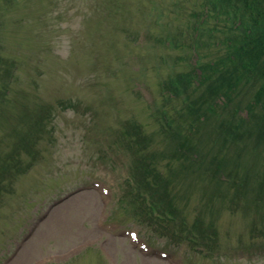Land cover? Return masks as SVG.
Listing matches in <instances>:
<instances>
[{"label":"rangeland","instance_id":"obj_1","mask_svg":"<svg viewBox=\"0 0 264 264\" xmlns=\"http://www.w3.org/2000/svg\"><path fill=\"white\" fill-rule=\"evenodd\" d=\"M177 2L0 0V264H264V235H252L264 204L246 194L209 201L206 177L190 189L186 215L203 212L214 225L213 256L169 243L122 202L120 135L139 123L159 145L160 85L173 68L191 67L183 40L162 44L188 21L163 19L166 7L190 5ZM43 103L53 107L46 126ZM20 105L28 121H18ZM242 159L264 174V157L249 150Z\"/></svg>","mask_w":264,"mask_h":264},{"label":"trees","instance_id":"obj_2","mask_svg":"<svg viewBox=\"0 0 264 264\" xmlns=\"http://www.w3.org/2000/svg\"><path fill=\"white\" fill-rule=\"evenodd\" d=\"M180 2L190 5L180 13L169 6L160 15L168 23L174 20L175 24L180 15H187L188 21L177 33L165 35L162 44L170 48L183 40L180 44L188 49L191 67L173 68L160 85L165 104L161 111H153L158 113L159 145L152 144L155 137L139 123L120 135L129 153L122 202L125 209L141 210V218L168 239L213 254L220 245L214 225L204 224L203 212L191 220L186 215L190 189L203 183L201 178L209 180L208 187L216 185L217 194L212 186L203 193L202 198L211 194L209 201L225 202L246 194L245 201L264 204V174L242 159L249 150L256 158L264 157V0ZM4 67L14 70L18 65L5 63ZM175 99L179 104L169 109L168 103ZM40 105L46 126L53 107ZM18 107V121H28L29 116H22V105ZM29 145L38 152L35 144ZM254 221L262 227L252 235H264V216L259 212Z\"/></svg>","mask_w":264,"mask_h":264}]
</instances>
